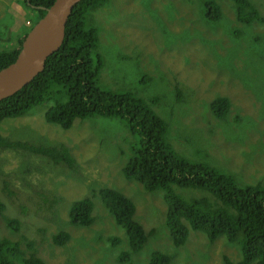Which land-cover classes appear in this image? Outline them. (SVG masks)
<instances>
[{
	"label": "rangeland",
	"instance_id": "rangeland-1",
	"mask_svg": "<svg viewBox=\"0 0 264 264\" xmlns=\"http://www.w3.org/2000/svg\"><path fill=\"white\" fill-rule=\"evenodd\" d=\"M216 1L223 18L212 23L205 20L203 0H107L91 11L88 27L99 30L93 59L98 53L103 61L98 85L146 100L166 120L167 139L185 158L230 173L242 186L264 184V69L246 56V38L240 49L227 53L233 45L229 27H244L230 0ZM253 1L264 15V0ZM2 13L1 50H9L6 42L16 39L18 30H31L40 17L28 0H0ZM28 18L34 24L27 28ZM255 28L264 32V24ZM252 50L264 57L261 49ZM218 95L232 102L224 120L208 105ZM58 97L0 123L1 133L12 140L31 146L64 143L77 160L73 169L25 148L0 150V196L7 205L0 218V239L23 244L35 240L37 254L48 264H125L118 255L130 250L124 243L126 231L97 195L108 187L133 199L136 218L149 236L143 250L133 254L134 264H147L150 251L165 248L173 251L174 264H222L224 255L240 258L238 244L221 236L210 241L203 231L193 229L185 244L176 247L164 233L163 193L148 192L123 175L132 147L140 142L129 121L94 115L64 129L45 119L51 106L67 100L64 94ZM175 189L188 198L205 195L199 189ZM85 196L94 200L95 221L88 227L72 224L69 216L74 200ZM6 218L18 219L20 230L13 231ZM60 231L71 235L64 245L53 241ZM115 236L122 239L116 246L111 241Z\"/></svg>",
	"mask_w": 264,
	"mask_h": 264
},
{
	"label": "trees",
	"instance_id": "trees-1",
	"mask_svg": "<svg viewBox=\"0 0 264 264\" xmlns=\"http://www.w3.org/2000/svg\"><path fill=\"white\" fill-rule=\"evenodd\" d=\"M55 0H31L29 6L39 11L40 18L46 14ZM107 0H81L73 9L66 26L65 39L58 51L51 54L45 69L28 85L15 94L0 100V123L9 117H20L36 105L53 96L64 94L67 100L57 102L45 113V119L64 129H69L77 119L94 115L118 116L127 119L133 132L140 136L139 146L132 147L133 154L123 167L126 178L139 182L144 190L163 193L167 205L163 217L164 233L176 247L185 244L190 230L203 231L210 241L219 236L238 244L240 258L223 256L222 264H264V184L240 185L235 177L204 161H193L180 155L167 139L168 124L143 98L130 91L103 90L98 85V74L102 67L101 56L96 51L99 30L88 27L91 11L104 6ZM235 17L243 29L232 30V48L242 47L246 38L245 53L254 58L259 69H264V57L251 49L264 51V32H256V26L264 24V15L253 0H230ZM27 2V0H26ZM204 16L208 23L222 20V9L216 0H203ZM30 31V29H29ZM28 30L22 35L18 48L0 49V70L13 63L22 48ZM157 98V97H156ZM158 99V98H157ZM213 115L226 119L232 102L227 96L218 95L209 103ZM24 141L12 140L0 131V150L25 148L49 156L57 164L65 163L76 168L77 160L64 143L53 146H31ZM175 186L202 190L205 195L188 198L178 193ZM97 195L102 199L116 223L126 231L127 253H119L118 260L134 264L133 254L139 253L148 241L144 226L136 218L137 205L131 197L115 188H102ZM7 209L0 196V218ZM94 200L91 196L74 200L69 216L72 224L88 227L95 221ZM8 226L15 232L21 227L16 218H6ZM159 231V230H158ZM26 238V236H22ZM71 235L60 231L53 236L57 245H64ZM113 245L122 243L119 237L111 239ZM35 240L25 243L10 238L0 239V264H48L37 254ZM173 252V251H172ZM172 252L152 250L147 264H174ZM175 254V253H174Z\"/></svg>",
	"mask_w": 264,
	"mask_h": 264
},
{
	"label": "water",
	"instance_id": "water-1",
	"mask_svg": "<svg viewBox=\"0 0 264 264\" xmlns=\"http://www.w3.org/2000/svg\"><path fill=\"white\" fill-rule=\"evenodd\" d=\"M80 1L55 0L49 8L41 7L46 14L28 32L17 59L0 70V100L18 92L45 69L48 57L62 46L70 15Z\"/></svg>",
	"mask_w": 264,
	"mask_h": 264
},
{
	"label": "crops",
	"instance_id": "crops-1",
	"mask_svg": "<svg viewBox=\"0 0 264 264\" xmlns=\"http://www.w3.org/2000/svg\"><path fill=\"white\" fill-rule=\"evenodd\" d=\"M3 17V13L0 15V18H2ZM87 19H89V15H88V18ZM28 21H30V24H28ZM34 24V22H33V20L32 19H30V18H28L27 20H26V27L28 28L29 26H32ZM21 30V29H20ZM16 34H17V37H16V39H10L9 41H7L6 43H7V45H9L10 46V49L9 50H12V49H15V48H18V46H19V44H20V41L22 40L21 39V37H22V35L23 34H25V32L24 31H17L16 32ZM75 123V122H74ZM73 127V126H72ZM71 127V128H72ZM70 129V128H69ZM123 175H124V173H123ZM125 176V175H124ZM126 177V176H125Z\"/></svg>",
	"mask_w": 264,
	"mask_h": 264
},
{
	"label": "built area",
	"instance_id": "built-area-1",
	"mask_svg": "<svg viewBox=\"0 0 264 264\" xmlns=\"http://www.w3.org/2000/svg\"><path fill=\"white\" fill-rule=\"evenodd\" d=\"M28 24H30V21H28Z\"/></svg>",
	"mask_w": 264,
	"mask_h": 264
}]
</instances>
